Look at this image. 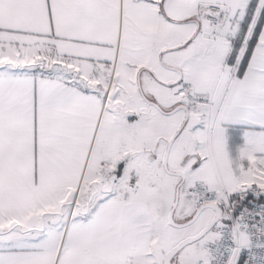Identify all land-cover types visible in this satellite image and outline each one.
I'll list each match as a JSON object with an SVG mask.
<instances>
[{
    "label": "snow or ice",
    "instance_id": "6c2138e0",
    "mask_svg": "<svg viewBox=\"0 0 264 264\" xmlns=\"http://www.w3.org/2000/svg\"><path fill=\"white\" fill-rule=\"evenodd\" d=\"M0 264H264V0H0Z\"/></svg>",
    "mask_w": 264,
    "mask_h": 264
}]
</instances>
